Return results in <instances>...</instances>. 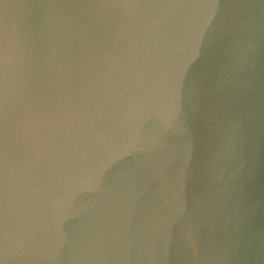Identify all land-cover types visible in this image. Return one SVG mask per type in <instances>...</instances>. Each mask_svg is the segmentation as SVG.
I'll list each match as a JSON object with an SVG mask.
<instances>
[{
  "label": "water",
  "instance_id": "1",
  "mask_svg": "<svg viewBox=\"0 0 264 264\" xmlns=\"http://www.w3.org/2000/svg\"><path fill=\"white\" fill-rule=\"evenodd\" d=\"M0 264H264V0H0Z\"/></svg>",
  "mask_w": 264,
  "mask_h": 264
}]
</instances>
